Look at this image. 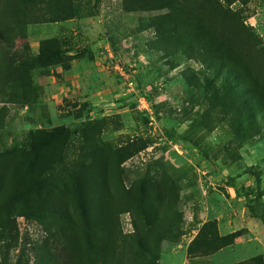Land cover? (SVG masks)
<instances>
[{"label":"rangeland","instance_id":"1","mask_svg":"<svg viewBox=\"0 0 264 264\" xmlns=\"http://www.w3.org/2000/svg\"><path fill=\"white\" fill-rule=\"evenodd\" d=\"M264 264V0H0V264Z\"/></svg>","mask_w":264,"mask_h":264},{"label":"trees","instance_id":"2","mask_svg":"<svg viewBox=\"0 0 264 264\" xmlns=\"http://www.w3.org/2000/svg\"><path fill=\"white\" fill-rule=\"evenodd\" d=\"M236 264H239V263H236Z\"/></svg>","mask_w":264,"mask_h":264}]
</instances>
